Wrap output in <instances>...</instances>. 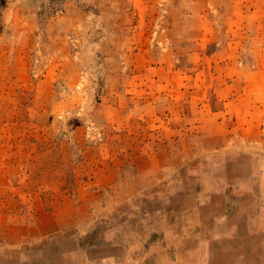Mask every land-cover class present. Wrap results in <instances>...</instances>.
I'll return each instance as SVG.
<instances>
[{
	"label": "rangeland",
	"instance_id": "374dc122",
	"mask_svg": "<svg viewBox=\"0 0 264 264\" xmlns=\"http://www.w3.org/2000/svg\"><path fill=\"white\" fill-rule=\"evenodd\" d=\"M0 264H264V0H0Z\"/></svg>",
	"mask_w": 264,
	"mask_h": 264
}]
</instances>
